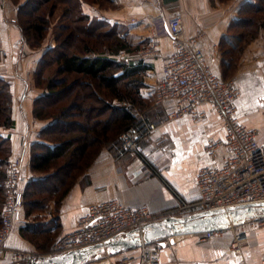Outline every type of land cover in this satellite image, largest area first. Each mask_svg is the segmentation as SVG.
I'll list each match as a JSON object with an SVG mask.
<instances>
[{
	"label": "crops",
	"instance_id": "1",
	"mask_svg": "<svg viewBox=\"0 0 264 264\" xmlns=\"http://www.w3.org/2000/svg\"><path fill=\"white\" fill-rule=\"evenodd\" d=\"M113 1L115 6L112 9L100 13L112 23L126 28L130 41L143 43L139 55L142 49L151 45L154 38L160 41V55L145 60L150 68L146 72L147 88L144 92L146 96L154 97L163 62L172 51L168 20L176 15L181 16L188 36L204 32L202 47L206 51L214 45L219 46L220 62L216 70L225 78L221 41L230 23L238 17L242 4L249 0ZM0 15V23L5 25L7 19L2 18V11ZM136 54L134 57L138 56ZM233 79L242 91L237 101L240 120L248 127L257 129L259 141L264 144V30L248 44ZM12 92L15 124L13 128L1 129L0 132L11 143L8 164L16 159L23 162L22 187L25 189L31 179L44 177L31 169L32 144L42 141L40 133L47 126L34 114V101L43 93V89H39L31 80H22L12 85ZM173 106V101L158 104L155 100L151 115H144L157 124L155 130L146 132L140 140L141 155L147 161L137 154L129 153L121 157L114 149H105L91 169L87 182L77 185L64 198L57 214L44 212L41 214L43 220L35 225H41L42 229L53 233L59 231V239L77 227L80 216L90 205L105 199L117 198L130 207H147L155 213L176 210L183 203H196L199 200V171L206 165L214 164V160L205 153L204 146L209 139L224 137L225 128L212 107H206L207 117L201 121L186 116L163 123ZM197 210L188 209L175 215L186 216ZM27 224H32L31 216H24L23 221L15 226L7 242L8 248L36 253V246L21 231ZM232 236L233 233L229 231L201 242L197 234H188L176 244L165 239L166 246L162 247L158 264L264 263V228L250 233L241 254L232 251ZM125 238L135 236L127 234ZM137 248H129L115 255L104 253L101 259L93 257L84 264H117L124 255L137 254ZM0 264L10 262L5 258ZM132 264L139 263L134 261Z\"/></svg>",
	"mask_w": 264,
	"mask_h": 264
},
{
	"label": "trees",
	"instance_id": "2",
	"mask_svg": "<svg viewBox=\"0 0 264 264\" xmlns=\"http://www.w3.org/2000/svg\"><path fill=\"white\" fill-rule=\"evenodd\" d=\"M104 3L111 8L115 6L113 0H27L19 7L18 23L25 35L30 33L35 46H41L46 39L51 18L61 9V4L69 17V22L61 26L56 36V44L42 54L35 71L37 86L43 87L44 92L34 101V114L42 120H52L40 133L42 141L32 144L31 169L47 175L31 179L27 184L24 190L25 203L29 206L26 216H31L41 204L42 208L48 207L53 192L68 184V178H61L76 156L83 162L93 147L112 150L121 132L144 127L140 114L151 115L155 95L146 96L144 92L146 72L150 67L145 59L131 57L140 51L143 43L130 41L118 24L100 13L104 11ZM88 8L94 14L89 13ZM263 29L264 0L243 3L238 17L230 23L221 41L225 76L236 70L248 44ZM122 51L131 56L121 59ZM50 56L53 57L51 62L57 65L59 77L47 81L43 78ZM79 118L86 122L82 123L77 120ZM14 124L12 85L0 76V131L9 130ZM72 125L81 129V135L68 138L65 129ZM74 145L71 153L74 158L67 159L66 155ZM10 154V140L0 132V223ZM54 180L57 183L52 185ZM39 229H42L41 225L27 224L21 231L33 241L29 235Z\"/></svg>",
	"mask_w": 264,
	"mask_h": 264
},
{
	"label": "built area",
	"instance_id": "3",
	"mask_svg": "<svg viewBox=\"0 0 264 264\" xmlns=\"http://www.w3.org/2000/svg\"><path fill=\"white\" fill-rule=\"evenodd\" d=\"M167 27L172 51L163 62L154 95L158 104L173 101L174 106L162 122L186 116L201 121L207 117L206 107H212L225 128L224 137L209 139L204 146L205 153L214 160V164L199 171V200L183 203L173 211L155 213L147 207H130L117 198L105 199L90 205L80 216L77 227L62 236L49 254L30 253L7 247L15 226L24 219L23 162L16 159L7 168L6 199L0 228V262L8 258L10 264H31L35 260L105 244L136 230L134 235L142 242L137 254L124 255L117 264H132L134 261L158 264L163 247L161 242L146 244L145 240L146 230L151 226L188 209L217 210L264 203V144L259 141L258 130L240 120L237 101L242 91L237 81L223 78L216 70L220 62L219 46L214 45L206 51L202 47L205 33L188 36L181 16L170 18ZM160 49V41L154 38L149 47L141 50L140 56L145 60L158 57ZM141 118L144 127L131 128L113 145L118 156L137 154L147 161L141 155L140 140L146 132L155 130L157 124L145 116ZM258 228H264V215L227 230L201 233L198 237L201 242H206L230 231L233 233L231 249L241 254L250 233Z\"/></svg>",
	"mask_w": 264,
	"mask_h": 264
},
{
	"label": "rangeland",
	"instance_id": "4",
	"mask_svg": "<svg viewBox=\"0 0 264 264\" xmlns=\"http://www.w3.org/2000/svg\"><path fill=\"white\" fill-rule=\"evenodd\" d=\"M26 1L27 0H19V2H15L13 0H0V12L2 11V14H3L2 18L7 19L4 23L5 25L3 24L1 25L0 23V45H1L0 46V50H1L0 76L9 80L11 85L16 84L22 80L24 81L31 80L35 82L37 86L35 71L38 68V64L42 57V54L49 47H53L56 44V36L59 33L61 26L69 22V17H67L63 11L64 4H61L60 5L61 9L59 8V10H57L55 15L51 18L50 30H49V33L46 39L44 40L41 46H35V41L30 35V33L28 35H25L24 32L22 31V28L20 27L18 23L19 7L21 4L25 3ZM102 9L105 11V10H110L112 8L109 7V5H107L106 3H104V6ZM87 10L89 13L94 14V11L91 10L90 8H88ZM119 29L121 32L123 31V33L127 34L128 36V30L126 28L125 30L124 28L119 26ZM254 40H252L251 42H253ZM10 45H11L12 50L9 48ZM5 48L7 49V51ZM59 51L61 50H57V52ZM56 53H54V55ZM121 53L124 54V55H120L121 59H125L129 55V53L127 52L125 53L124 51H122ZM136 55L138 56L134 57V54H132L131 57H134V59L136 60H139L142 58L138 53ZM52 58L53 57L50 56L47 59L49 66L47 70H45V77L43 78L44 80H47V79L52 80V79L59 77L57 74V71H58L57 65L51 62ZM23 68H25V72L27 71L28 74L22 71L24 70ZM234 74H235V71H231L228 76H225V79H233ZM40 88L43 89V87H39V89ZM43 92H44V89H43ZM144 115L145 114H140L141 117ZM51 120L52 119H49V120L46 119L42 121L44 123L46 122V124L48 125ZM77 120L81 121L82 123L86 122L82 118H79ZM65 130H66V136L68 138L74 137L78 134L81 135L80 133L81 129H79L77 126H73V125L68 126ZM122 134L123 132L120 133L119 137H121ZM118 140H120V138ZM118 142L119 141H117L116 143ZM75 147H76L75 145L72 146V150L66 155L67 159L72 157L71 153L73 152ZM100 149L98 150V149H95V147H93L90 150L89 155L87 156L88 157L87 160H83V162L82 160L79 161L76 156V158L74 159V163L70 165V167L67 169V172L64 174L63 178H61V179L68 178L67 180L68 184L63 187L61 186L60 190L53 192V194L50 197L48 207L42 208L41 207L42 204H41L39 205L40 207L38 206L39 208L32 211L31 218H32L33 225H35L36 222L43 220L44 216L41 214L44 212L50 211L51 214H54V213L57 214V212H59V209L62 205L64 198L77 185H79L80 183L85 184L87 182V180L89 179V173L91 169L94 167V165L96 164L97 159L100 157V155L103 153L105 149H109V148L104 147L103 149L101 150ZM51 172H53V170H51ZM36 173L42 176L47 175L45 173H39V172H36ZM56 183H57V180H54V182H51L52 185H55ZM27 184H26V187H27ZM64 191H67L66 195L63 194ZM46 197H48V195H45V198ZM24 198H25L24 199V216H26V211H28L29 206H26L25 202L27 198L25 196ZM5 199H6V196H5ZM4 207H5V202H4ZM2 220H3V213H2ZM1 226H2V223H0V228ZM59 236H60L59 231L53 233L50 231H46L44 229H41V230L39 229L38 232L36 231V233H34V235L33 234L32 236L29 235V237H33V241H31L30 239L29 240L36 246V253L49 254L52 248L55 246V244L59 241L60 239V238L58 239Z\"/></svg>",
	"mask_w": 264,
	"mask_h": 264
},
{
	"label": "water",
	"instance_id": "5",
	"mask_svg": "<svg viewBox=\"0 0 264 264\" xmlns=\"http://www.w3.org/2000/svg\"><path fill=\"white\" fill-rule=\"evenodd\" d=\"M264 215V203L248 204L228 209L197 211L186 216H170L163 222L153 225L146 230V244L155 241L166 246L165 239L172 244L182 240L188 234H201L215 230H227L233 225L244 223L250 218ZM137 231H131L134 235ZM135 236V235H134ZM142 242L135 238L121 237L105 244H98L72 251L62 255L35 260L31 264H84L91 258L101 259L104 253L115 255L129 248H137Z\"/></svg>",
	"mask_w": 264,
	"mask_h": 264
},
{
	"label": "bare ground",
	"instance_id": "6",
	"mask_svg": "<svg viewBox=\"0 0 264 264\" xmlns=\"http://www.w3.org/2000/svg\"><path fill=\"white\" fill-rule=\"evenodd\" d=\"M11 43V42H10ZM1 46V45H0ZM9 48L11 49V45L9 46ZM6 49V48H5ZM12 50V49H11ZM6 51H7V49H6Z\"/></svg>",
	"mask_w": 264,
	"mask_h": 264
}]
</instances>
